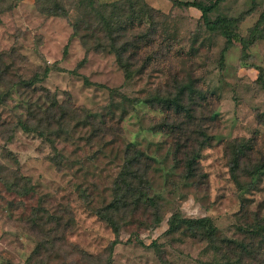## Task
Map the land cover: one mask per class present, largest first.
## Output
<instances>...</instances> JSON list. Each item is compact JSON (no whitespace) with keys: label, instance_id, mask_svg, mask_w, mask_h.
<instances>
[{"label":"rangeland","instance_id":"1","mask_svg":"<svg viewBox=\"0 0 264 264\" xmlns=\"http://www.w3.org/2000/svg\"><path fill=\"white\" fill-rule=\"evenodd\" d=\"M79 1L0 0V95L21 83L20 94L0 104V264H26L32 255L31 264H222L211 244L166 231L176 214L209 218L228 239L264 224V171L254 175L264 166V40L223 52L225 39L206 30L200 11L176 4L214 0H143L156 30L149 55L158 57L126 80L112 52L86 53L71 38ZM262 12L264 0H222L209 17L234 21V33L248 38ZM174 79L197 81L209 104L205 147L183 148L199 153L194 177L183 156L174 159L173 138L154 128L165 114L144 103L173 90ZM51 97L65 113L59 125L42 124L43 135L17 126L19 115L35 124L26 103L49 106ZM132 150L150 158L148 187L134 185L155 207L119 212L116 235L95 212L112 202ZM239 150L245 155L233 173Z\"/></svg>","mask_w":264,"mask_h":264},{"label":"trees","instance_id":"2","mask_svg":"<svg viewBox=\"0 0 264 264\" xmlns=\"http://www.w3.org/2000/svg\"><path fill=\"white\" fill-rule=\"evenodd\" d=\"M222 0H214L208 4L197 1L176 2L177 5L184 8H195L201 13V21L209 32H218L224 39L225 52L233 42H239L245 49L258 40H264V12H262L256 24L250 31L248 38L239 37L234 33L233 28L236 23L221 16H216L211 20L209 15L215 10L217 4ZM79 10L82 14L81 19L72 26L71 38H77L86 53H101L106 50L112 52L116 63L123 71L126 80H130L135 73L145 69L153 59H157L155 53L150 56V49L156 41V30L152 26L153 10L148 8L143 0H121L117 3L95 5L93 0H80L78 2ZM66 16L65 14L63 15ZM144 54V55H142ZM162 57V55H160ZM85 63V58L80 65ZM178 78V77H176ZM25 87L31 85V81H23ZM20 84H12L7 92L0 95V104H4L6 99L20 90ZM173 90L164 93H155L148 97L144 103L148 106L158 108L165 114V120L154 128L159 131H167L174 140V159L183 156L185 169L188 177H194L196 174L198 151L184 152L188 142L198 143L199 149L205 147L206 125L210 116L204 114L206 106V94L197 88V81L188 79L179 81L174 79ZM50 98L49 95H46ZM49 106L36 105L34 109L26 103L28 114L32 117L37 114L35 124L28 125L23 121L22 116H17V126L25 131H39V126L44 124L49 129L51 123L59 125L64 114L63 107L51 97ZM24 104V103H23ZM25 106V105H24ZM22 105V107H24ZM77 114L80 109H73ZM57 111V114H56ZM75 114V115H76ZM200 114V118L198 117ZM76 117H79L77 115ZM85 119H90V115H85ZM197 118L199 122L197 124ZM97 124L90 120L91 124ZM103 120L99 123L103 124ZM89 123V124H90ZM101 124V125H102ZM43 135V132H38ZM47 134H51L48 132ZM202 141H198L199 139ZM129 157L125 159L122 169L114 183L113 200L104 209L95 212L96 216L111 226L113 232L118 235V225L115 217L119 212L128 209H137L141 206L152 207L154 200L149 196L148 191L141 190L148 187L147 172L149 170L148 161L140 150H132ZM245 152L239 150L236 157L230 164V170L234 173L238 166V159L244 156ZM181 161V160H180ZM182 162V161H181ZM264 171V166H260L254 175ZM136 182L142 187L134 185ZM125 189L123 190V184ZM133 185V186H132ZM137 196H133V195ZM155 207V206H154ZM258 220V219H257ZM160 219H156L157 224ZM181 229L191 233L193 237L211 244L220 254L222 264H264V224L255 223L249 225L245 230L240 229L244 234L240 240L228 239L218 235L217 228L209 218L185 219L179 215H173L169 219V227L166 233L168 235L178 233ZM115 242L111 243V246ZM30 256L26 264H31ZM162 260V264H169Z\"/></svg>","mask_w":264,"mask_h":264}]
</instances>
